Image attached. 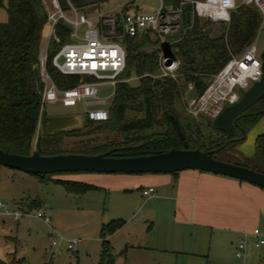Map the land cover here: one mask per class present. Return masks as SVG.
Listing matches in <instances>:
<instances>
[{"label": "rangeland", "instance_id": "rangeland-1", "mask_svg": "<svg viewBox=\"0 0 264 264\" xmlns=\"http://www.w3.org/2000/svg\"><path fill=\"white\" fill-rule=\"evenodd\" d=\"M41 1L44 9L49 10L50 0ZM240 1L235 0V5H239ZM190 5L187 11L186 6ZM158 8L176 27L166 35L149 33L147 39L138 36L135 41L136 52H155L156 66L149 77L160 81L170 79L181 88L179 96L173 102V112L185 136L197 143L202 137L214 140L217 135L209 132L204 119H197L192 123V119L184 111L185 99L191 94L184 89L182 63L174 45L183 33L184 16L189 17V20L196 19L200 31L210 38L220 35L228 21L217 22L197 17L191 0H86L78 12L88 15L96 11L108 15L116 11L150 13ZM63 11L65 15H70L66 10ZM5 21V11L0 8V23ZM252 41H255L256 49L261 52L264 48L263 28L258 26ZM166 43L168 52L173 53L177 59V67L171 73L172 76L164 75L159 67L160 51ZM129 72V66L125 65L121 75L125 77ZM123 82L130 87L137 83L131 72ZM97 91L98 98H108L111 97L113 88L107 84H99ZM110 100L111 98L106 101ZM259 109L261 108L256 106L252 110ZM41 110H44L47 116L80 113L74 108H64L56 101L44 102ZM128 116L133 118L139 115ZM103 126L104 124H83L79 129L61 132L54 141L55 145L49 150L60 154L97 150L100 154L119 147L132 146L124 143L125 138L140 136L159 139L160 134L165 131L164 127H152L139 134H122ZM263 132L264 114L245 132L244 140L237 147V151L245 158L250 157L255 137ZM40 134L42 133L37 124L29 154L35 150V140ZM70 175L90 180L102 188L80 195L68 194L54 181H62ZM133 178L134 175L93 173L28 175L0 166V204L3 206L0 208V261L9 264H98L101 251L100 228L110 221L120 220V228L110 236H105L113 256V264H264V244L258 248L252 247L240 260L234 257L233 247H224L208 237L194 248V252H172L171 241L166 239L164 233L165 218L159 219L154 201L144 200L138 189L126 188L129 180ZM34 201L37 202V207H33ZM3 208L18 210L23 215L13 221L11 217L3 215ZM37 212L48 217L49 223L36 218ZM170 215L169 213V221ZM172 224L171 221V229ZM75 240H78V243L67 250L66 245ZM51 241L55 242L54 246Z\"/></svg>", "mask_w": 264, "mask_h": 264}, {"label": "trees", "instance_id": "trees-1", "mask_svg": "<svg viewBox=\"0 0 264 264\" xmlns=\"http://www.w3.org/2000/svg\"><path fill=\"white\" fill-rule=\"evenodd\" d=\"M56 1L61 10H67L69 6L79 10L86 0ZM189 7L191 5L186 6L187 11ZM0 8L4 9L6 14V21L0 23V150L27 156L41 112V87L39 84V90L36 89L33 67L37 65L41 30L46 19L45 9L41 0H0ZM258 26L259 17L254 9L243 5H237L229 12L228 22L221 34L213 38L200 31L196 19L189 20V17L184 16L183 33L174 45L182 63L184 89L187 83H191V96L199 95L210 77L220 70L231 56L238 55L252 42ZM67 32L68 28L61 22L56 24L55 33L61 42L65 40ZM139 37L147 39V34ZM136 39L137 37L123 39L124 68L125 65L129 66L137 81L136 85L130 87L123 82L130 72L126 73L125 77L120 75L107 107V119L102 122L85 119L84 124L87 126L104 124L105 129L122 134H139L152 127H164L165 131L160 134L159 139L140 136L125 138L124 143L132 146L112 150L113 156L129 158L162 153L172 148L181 149V141L170 123L172 116L188 149L208 152L213 159L264 176V132L255 137L250 157L245 158L237 151V147L244 140L245 132L264 114V96L234 119L235 134L232 138H226L223 133L212 130L210 121L204 119L209 132L217 135V138L211 140L210 137H202L198 143L191 141L185 136L173 112V102L179 96L181 88L170 79L160 81L149 77L156 66V53H137ZM57 48V45L52 44L48 49L45 71L56 88L62 90L74 85L77 78L63 77L51 67L50 59ZM256 106L261 109L252 110ZM128 114L139 116L130 118ZM191 121L194 123L193 119ZM60 133L40 134L35 140V151L41 156L59 155V152L49 148L55 145L54 141ZM98 153L97 150H91L76 154ZM54 183L61 185L66 193L73 195L96 190L95 187L83 183L59 180ZM33 207H37V202L34 201ZM121 224L120 220H114L101 226L98 264H113V256L105 236L113 234ZM0 264L9 263L0 261Z\"/></svg>", "mask_w": 264, "mask_h": 264}, {"label": "built area", "instance_id": "built-area-1", "mask_svg": "<svg viewBox=\"0 0 264 264\" xmlns=\"http://www.w3.org/2000/svg\"><path fill=\"white\" fill-rule=\"evenodd\" d=\"M50 9L45 10V23L41 30L42 47L37 57V73L41 87L40 104L56 101L64 108L77 109L88 121L102 122L107 119L108 98H98L97 86L107 84L114 87L124 70L125 51L124 38L138 37L144 34L166 35L175 29L166 14L160 8L150 13H129L116 11L105 14L96 11L86 15L69 6L64 14L56 0L49 1ZM239 5L254 9L259 17V26L264 29V0H241ZM236 7L235 0H195L192 9L197 17L217 22H227L229 12ZM61 22L68 28L63 42L55 33V26ZM52 44L58 46L50 59V65L63 77H75L77 82L65 89H58L45 71L47 51ZM171 58L159 56V67L163 74L176 70L177 59L170 52ZM261 76L260 52L255 41L245 46L236 56L229 60L213 74L202 92L185 99L184 111L193 120L205 119L212 121L220 111L236 103L242 93ZM187 92L192 91L191 83L185 85ZM112 96V95H111ZM153 189L148 187L141 191L148 197ZM3 206L0 204V208ZM3 215L17 221L23 214L18 210L3 208ZM36 218L46 224L49 218L37 212ZM254 248L264 244L257 229H253ZM50 238V237H49ZM78 240L69 242L66 249L70 250ZM51 245H55L51 241ZM245 252L244 241L238 240L234 248V257L242 259Z\"/></svg>", "mask_w": 264, "mask_h": 264}, {"label": "crops", "instance_id": "crops-1", "mask_svg": "<svg viewBox=\"0 0 264 264\" xmlns=\"http://www.w3.org/2000/svg\"><path fill=\"white\" fill-rule=\"evenodd\" d=\"M134 177L126 188L138 189L140 195L148 187L153 189L151 195L141 197L154 201L159 219L165 218L164 233L171 241L172 252H194L208 237L228 248H235L242 239L245 254L254 248L253 229L264 239V190L256 186L192 170ZM62 181L91 185L96 190L102 188L77 175L66 176Z\"/></svg>", "mask_w": 264, "mask_h": 264}, {"label": "water", "instance_id": "water-1", "mask_svg": "<svg viewBox=\"0 0 264 264\" xmlns=\"http://www.w3.org/2000/svg\"><path fill=\"white\" fill-rule=\"evenodd\" d=\"M168 45L163 44L160 51L161 58H171ZM261 76L242 93L240 99L224 107L211 121L210 128L232 138L235 134L234 119L246 111L264 96V48L260 52ZM36 89L39 90L37 65L33 67ZM83 114H64L47 116L41 110L38 126L41 133L52 135L60 132L79 129L85 122ZM171 126L181 141V149H169L162 153H152L146 156L119 158L114 157L112 151L95 155L59 154L41 156L33 150L27 156H19L0 150V166L20 171L28 175H54L93 173L106 175H169L181 171L192 170L202 173L230 178L239 182L256 186L264 190V176L252 170L213 159L208 152L188 149L184 137L175 119L170 117Z\"/></svg>", "mask_w": 264, "mask_h": 264}]
</instances>
